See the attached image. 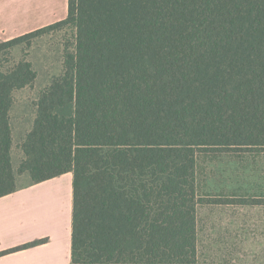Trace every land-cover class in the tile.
<instances>
[{
    "label": "trees",
    "instance_id": "16d2710c",
    "mask_svg": "<svg viewBox=\"0 0 264 264\" xmlns=\"http://www.w3.org/2000/svg\"><path fill=\"white\" fill-rule=\"evenodd\" d=\"M67 3L64 19L0 42L9 53L56 27L75 34L17 173L72 172L69 264H197L199 158L264 149V0ZM35 76L26 54L0 70V197L16 186L12 94Z\"/></svg>",
    "mask_w": 264,
    "mask_h": 264
},
{
    "label": "crops",
    "instance_id": "0c3cea01",
    "mask_svg": "<svg viewBox=\"0 0 264 264\" xmlns=\"http://www.w3.org/2000/svg\"><path fill=\"white\" fill-rule=\"evenodd\" d=\"M67 2L68 0H0V42L64 19L67 15ZM30 50L26 51L28 61ZM60 56L61 71L49 78L62 73V55ZM30 63L33 67L31 61ZM49 82L50 79L44 87ZM32 87L33 84L14 90L9 109L11 144L14 136L15 151L18 150L17 155L20 153L19 161L22 158L20 143L33 126L36 101L44 88L39 89L37 94L30 92L29 97L27 92ZM19 93L25 95L27 100L20 98L18 102ZM25 108L29 110L31 118L22 125ZM25 173L27 172L20 175H26ZM15 184L13 192L0 197V264H69L72 172L38 183H33L28 174L19 183L15 178ZM201 196L206 201L196 207L197 264H264V235H258L256 228L261 221L247 217L249 206L264 207V203H253L246 194L230 192ZM37 239L45 240L10 251Z\"/></svg>",
    "mask_w": 264,
    "mask_h": 264
},
{
    "label": "rangeland",
    "instance_id": "374dc122",
    "mask_svg": "<svg viewBox=\"0 0 264 264\" xmlns=\"http://www.w3.org/2000/svg\"><path fill=\"white\" fill-rule=\"evenodd\" d=\"M74 29L68 25L60 26L40 33L31 38L30 46L20 43L14 46L9 53L0 52V70L7 68L18 60L26 51L30 50V61L36 72L33 87L27 92L38 93L44 87L52 75H57L61 71L60 54L64 50L72 51L74 48ZM26 93V92H24ZM23 93V94H24ZM20 98L26 99L25 95ZM27 100V99H26ZM25 117L22 125H25L31 116L29 110L24 109L22 113ZM32 124V122H31ZM24 133V132H23ZM15 137L11 144V165L15 172L16 181H23L26 175L17 173V165L20 153L15 151ZM197 184L201 195L219 194L230 192L234 194H246L249 199L264 198V149L255 151H223L215 157L201 156L197 166ZM249 219H258L257 234L264 235V207H250L247 209ZM261 230V231H260Z\"/></svg>",
    "mask_w": 264,
    "mask_h": 264
}]
</instances>
